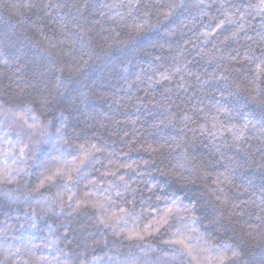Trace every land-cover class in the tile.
Wrapping results in <instances>:
<instances>
[{"label":"clouds","instance_id":"1","mask_svg":"<svg viewBox=\"0 0 264 264\" xmlns=\"http://www.w3.org/2000/svg\"><path fill=\"white\" fill-rule=\"evenodd\" d=\"M0 17V264H264V0H0Z\"/></svg>","mask_w":264,"mask_h":264},{"label":"snow or ice","instance_id":"2","mask_svg":"<svg viewBox=\"0 0 264 264\" xmlns=\"http://www.w3.org/2000/svg\"><path fill=\"white\" fill-rule=\"evenodd\" d=\"M140 27H142V25L141 26H138L136 30L139 31L140 30ZM261 71H264V69H258V72H261ZM163 78L166 79L167 77H163ZM93 148H94V146H93ZM92 151H93L92 148L87 149V150L84 151L83 158L81 160V164L85 160L88 159V157L91 155ZM79 167H80L79 164L76 165V167L74 169H72V171H75ZM58 174H60V170H57L56 173H53L52 175H49V176L45 177V182L54 180L55 177H56V175H58ZM68 178L71 179V174L70 173L68 175ZM88 203H89V201H87V200H80V201H77L76 207L79 208V207H81L83 205H87ZM93 206L94 207H97L98 209H102L104 207V205L102 203H94ZM172 211H173L172 209H169L168 210L169 213H171ZM99 218H100L101 223H105V224H107L109 222V220L112 219L111 217H109V218L106 219L104 215H100ZM161 222H165L164 218L161 219ZM149 227H151V226H149ZM156 230L158 231L159 229L157 228ZM146 233H148V229H145V232L131 231V232L128 233V237L127 238L129 240H139V241H142V240L145 239ZM170 243H172L173 245L179 246V248L182 251H184L185 253H187L189 255H192V248H191V246L183 238H181V239H174V240L170 241Z\"/></svg>","mask_w":264,"mask_h":264},{"label":"trees","instance_id":"3","mask_svg":"<svg viewBox=\"0 0 264 264\" xmlns=\"http://www.w3.org/2000/svg\"><path fill=\"white\" fill-rule=\"evenodd\" d=\"M7 27V24L5 23V21L3 20L2 17H0V28H4ZM19 55H31L33 60L39 65V63L41 62V60L43 59L42 56L38 53H31V52H27L23 49L19 50L18 52ZM111 75V69L106 66V65H101L99 67L96 68L94 74H93V79L96 81L97 84L102 83L104 80H106L109 76ZM72 81H69V84H71ZM77 87H80V85L78 84ZM81 99H83V97H81ZM85 103H88V100H85Z\"/></svg>","mask_w":264,"mask_h":264}]
</instances>
